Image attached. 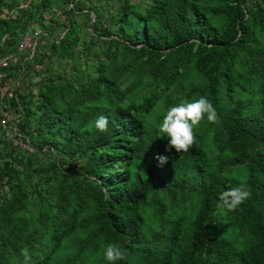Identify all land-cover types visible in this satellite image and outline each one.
I'll use <instances>...</instances> for the list:
<instances>
[{
    "label": "trees",
    "instance_id": "1",
    "mask_svg": "<svg viewBox=\"0 0 264 264\" xmlns=\"http://www.w3.org/2000/svg\"><path fill=\"white\" fill-rule=\"evenodd\" d=\"M5 1L0 56L36 28L48 40L2 68L0 86L19 83L0 96V264L25 247L29 264H110L109 244L115 264H264V0H68L55 37L45 0ZM201 96L220 123L166 151L167 110ZM241 186L243 204L218 207Z\"/></svg>",
    "mask_w": 264,
    "mask_h": 264
},
{
    "label": "clouds",
    "instance_id": "2",
    "mask_svg": "<svg viewBox=\"0 0 264 264\" xmlns=\"http://www.w3.org/2000/svg\"><path fill=\"white\" fill-rule=\"evenodd\" d=\"M124 103H127V101ZM205 117L209 123H220L216 108L204 96L191 102L184 100L178 105L170 107L158 129L162 138H168L166 151L171 152L172 149H175L177 154L187 153L194 146L198 147L194 128L198 127ZM108 126L109 119L106 116L101 115L95 121V127L101 132H107ZM156 159L159 166H163L169 161L170 157L157 155ZM250 196L251 192L244 189L243 186L224 191L219 196L220 203L218 207L227 212H234ZM21 255L24 257L25 264H29L31 255L27 247L21 250ZM104 257L110 264L128 258L125 251H122L116 244L107 245L104 250Z\"/></svg>",
    "mask_w": 264,
    "mask_h": 264
},
{
    "label": "rangeland",
    "instance_id": "3",
    "mask_svg": "<svg viewBox=\"0 0 264 264\" xmlns=\"http://www.w3.org/2000/svg\"><path fill=\"white\" fill-rule=\"evenodd\" d=\"M29 1V0H28ZM41 0H32V2H40ZM46 3H45V7H44V10H43V17L47 23V29L50 31L51 33V36L55 37L56 36V33H59L60 31H64V29H66L65 25H67V22L64 20V11L67 10L69 7H71V5H73L72 3H69L68 0H45ZM79 1H82L84 4L87 3V0H79ZM94 1V0H93ZM23 1L22 0H10V1H5V7H4V10L2 11V13L5 15L6 14V11L9 9V7H7L8 5H10L11 3L14 4V3H22ZM110 1H107V0H102L101 3H99V7L102 9V7H108L110 6ZM18 13L17 12H14L12 15H10L11 17H15ZM92 19L94 18V16L92 15L91 17ZM57 20L59 21V25H53L54 21ZM49 21V22H48ZM80 23V22H79ZM62 25H64V27H62ZM80 28H81V33L82 34H85V31L86 29H88L87 27H85L84 24H80ZM66 31V30H65ZM45 37V36H44ZM42 40L43 43H47V40H48V37L46 38H41L37 44H39V42ZM48 45V44H47ZM30 51H17L16 53H14V57L17 59H21L23 58L24 56L28 57ZM12 63V62H11ZM144 79H147L148 78V75L146 73H143L141 72L140 73ZM19 75L20 74H17L15 75V79H18L19 78ZM33 81L36 79L35 77H30ZM17 81L18 80H13L10 79V80H6L4 85L3 86H0V96L2 94H5V95H10V93L12 92V90L16 87L17 85ZM19 83V82H18ZM145 88V85L142 84L138 89H136L134 91L135 94H138L140 93L143 89ZM175 92L173 91L172 92V95H174ZM1 137V135H0ZM7 137L9 139L12 140L13 143H16L17 141H19L18 138L16 137H13V135L10 134V132L8 133ZM2 139V138H1ZM22 142V141H21ZM5 142H3L4 144ZM2 142L0 143V145H3ZM23 146H25V143H23ZM3 148L2 146L0 147V154H3ZM162 197V196H160Z\"/></svg>",
    "mask_w": 264,
    "mask_h": 264
},
{
    "label": "built area",
    "instance_id": "4",
    "mask_svg": "<svg viewBox=\"0 0 264 264\" xmlns=\"http://www.w3.org/2000/svg\"><path fill=\"white\" fill-rule=\"evenodd\" d=\"M40 36H41V31L37 28L34 29L33 31L24 33L22 35L19 43H18V50L19 51H30L28 57H31V55L33 54V52L35 50V45L37 43V39ZM28 57H26V59ZM15 60H16V58L14 57V55L12 53H8V54L0 56V82L6 76V73L2 70V68L7 67L11 62H13ZM22 73H23V71L21 70L20 75H22ZM17 84H18V81H17ZM9 118H11V117L7 113H5L4 116L1 118V123L4 127H6L8 125V119ZM11 125H13L12 122H11ZM11 130L15 131V126L11 127ZM9 131H10V129H9ZM13 137H15V136L13 135ZM16 138H18L19 141H17L14 144H19V145L23 146V144H22V142H23V143H25V146H23V147H29L28 143L24 142L19 137H16Z\"/></svg>",
    "mask_w": 264,
    "mask_h": 264
},
{
    "label": "crops",
    "instance_id": "5",
    "mask_svg": "<svg viewBox=\"0 0 264 264\" xmlns=\"http://www.w3.org/2000/svg\"><path fill=\"white\" fill-rule=\"evenodd\" d=\"M16 62H18V60H15ZM10 80V79H9Z\"/></svg>",
    "mask_w": 264,
    "mask_h": 264
}]
</instances>
